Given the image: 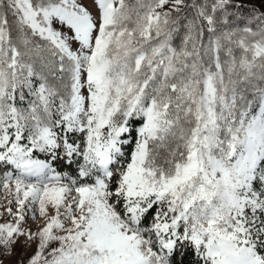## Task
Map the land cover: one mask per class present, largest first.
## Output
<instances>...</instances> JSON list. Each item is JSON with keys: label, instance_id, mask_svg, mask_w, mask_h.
I'll return each instance as SVG.
<instances>
[{"label": "snow or ice", "instance_id": "snow-or-ice-1", "mask_svg": "<svg viewBox=\"0 0 264 264\" xmlns=\"http://www.w3.org/2000/svg\"><path fill=\"white\" fill-rule=\"evenodd\" d=\"M0 208V264H264V0H0Z\"/></svg>", "mask_w": 264, "mask_h": 264}, {"label": "rangeland", "instance_id": "rangeland-1", "mask_svg": "<svg viewBox=\"0 0 264 264\" xmlns=\"http://www.w3.org/2000/svg\"><path fill=\"white\" fill-rule=\"evenodd\" d=\"M0 211H3V208H0ZM38 223L43 224L44 221L39 220ZM29 225L35 227V225H32L31 222H29ZM32 251L33 249L25 251L20 244H17L14 254L11 256H3L2 259L4 260V264H16L17 261H26Z\"/></svg>", "mask_w": 264, "mask_h": 264}, {"label": "trees", "instance_id": "trees-1", "mask_svg": "<svg viewBox=\"0 0 264 264\" xmlns=\"http://www.w3.org/2000/svg\"><path fill=\"white\" fill-rule=\"evenodd\" d=\"M174 42H175V43H178L179 41H178V39H177V40H176V41H174ZM58 170H59V169H58ZM73 171H74V169H73ZM65 174H68V173H67V171H66V173H65Z\"/></svg>", "mask_w": 264, "mask_h": 264}]
</instances>
